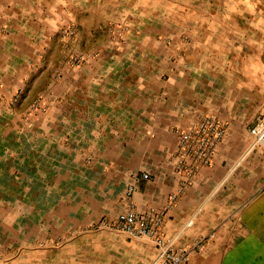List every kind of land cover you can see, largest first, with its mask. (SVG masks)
Returning <instances> with one entry per match:
<instances>
[{
  "label": "crops",
  "instance_id": "obj_1",
  "mask_svg": "<svg viewBox=\"0 0 264 264\" xmlns=\"http://www.w3.org/2000/svg\"><path fill=\"white\" fill-rule=\"evenodd\" d=\"M163 1L0 0V264H150L148 240L93 229L122 211L133 173L148 175L137 209L163 216L175 249L205 239L187 264H264V147L249 134L264 116V15L257 0L225 4L234 16L224 25L244 20L255 31L191 36L171 64L189 18L177 9L215 7ZM115 23L137 32L104 46ZM70 24L80 47L98 49L80 66L60 65L57 30ZM37 96L44 112L27 117ZM205 115L226 135L170 206L181 182L177 131Z\"/></svg>",
  "mask_w": 264,
  "mask_h": 264
},
{
  "label": "built area",
  "instance_id": "obj_2",
  "mask_svg": "<svg viewBox=\"0 0 264 264\" xmlns=\"http://www.w3.org/2000/svg\"><path fill=\"white\" fill-rule=\"evenodd\" d=\"M123 31H127V28L118 26L114 30L115 33ZM54 79L57 80L58 75H55ZM39 106L38 100L32 108ZM249 134L253 145L264 147V116L249 129ZM225 135L226 124L211 115H205L177 131L175 172L180 175L181 182L176 192L168 198L170 206L195 182L199 171L212 164ZM140 179L146 180L148 175L133 173L128 177L122 196V211L113 221L107 217L100 219L93 229L109 228L123 232L129 238L148 240L156 248V257L150 264H187L190 253L201 250L205 239H196L188 248L175 249L174 240L167 239L162 233L163 216L153 211L137 209L134 194L139 189Z\"/></svg>",
  "mask_w": 264,
  "mask_h": 264
},
{
  "label": "rangeland",
  "instance_id": "obj_3",
  "mask_svg": "<svg viewBox=\"0 0 264 264\" xmlns=\"http://www.w3.org/2000/svg\"><path fill=\"white\" fill-rule=\"evenodd\" d=\"M146 2V8L149 6V0H144ZM167 0H164L163 3L165 5ZM181 1V0H178ZM186 1V0H184ZM192 1L196 6L199 3L206 4L209 6H213L215 8L203 9V8H194V9H177L178 12L182 14L184 12H189V18L185 22L186 26L183 27L182 32L180 33V42L176 45V55L170 58L171 64H176L181 61L182 59V51H185L187 48L190 47L192 44V37L191 36H198L204 34H208V36H235L234 33L236 32L237 36H250L251 29L254 30V26L248 25V23L238 20L240 23H236L237 25L233 24L232 22L228 25H224L222 21V17L225 15L229 16L227 20H231V15H233L234 9H228L225 4L230 5L233 0H188ZM259 6V13L260 15H264V0H257ZM154 3V2H152ZM222 4V8L220 6ZM231 6V5H230ZM233 8V7H232ZM151 11V10H147ZM168 12L171 9L167 10ZM210 13L209 16H213L215 20H210V22H206L205 24L198 23L197 19L203 17V13ZM220 14V18L216 14ZM208 15V14H207ZM234 16V15H233ZM118 26H123L127 28V31H123L121 33H115L114 30ZM257 29L264 31V26H257ZM81 30L78 26L74 24H70L68 26L61 27L57 30V38L60 40L63 48L60 58V65H71V66H80L86 60L90 58H94V54L97 52V48L93 45L90 46L89 49H83L81 46V37L79 36ZM137 32L135 28L130 26L127 23H115L112 24L107 29V34L102 36V43L104 46L119 48L122 47L123 44L127 41L130 35H133ZM206 36V35H205ZM59 42V41H58ZM163 43L166 46L171 45V40L165 39ZM55 75H58L57 73ZM40 102L39 108H32L33 104L38 101ZM42 106V99L41 96H37V98L30 104L28 107L27 117L36 115L39 112H44Z\"/></svg>",
  "mask_w": 264,
  "mask_h": 264
},
{
  "label": "water",
  "instance_id": "obj_4",
  "mask_svg": "<svg viewBox=\"0 0 264 264\" xmlns=\"http://www.w3.org/2000/svg\"><path fill=\"white\" fill-rule=\"evenodd\" d=\"M262 62H264V58H262Z\"/></svg>",
  "mask_w": 264,
  "mask_h": 264
}]
</instances>
